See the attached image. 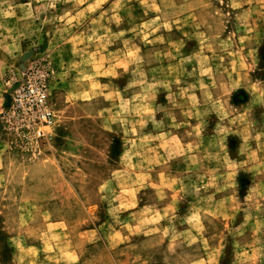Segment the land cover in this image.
I'll list each match as a JSON object with an SVG mask.
<instances>
[{
	"label": "rangeland",
	"instance_id": "rangeland-1",
	"mask_svg": "<svg viewBox=\"0 0 264 264\" xmlns=\"http://www.w3.org/2000/svg\"><path fill=\"white\" fill-rule=\"evenodd\" d=\"M90 1L0 0V264H264V0ZM34 65L41 139L10 107Z\"/></svg>",
	"mask_w": 264,
	"mask_h": 264
},
{
	"label": "built area",
	"instance_id": "built-area-1",
	"mask_svg": "<svg viewBox=\"0 0 264 264\" xmlns=\"http://www.w3.org/2000/svg\"><path fill=\"white\" fill-rule=\"evenodd\" d=\"M46 82L47 74L43 69L36 65L28 68L10 106L11 116L22 124L21 130L35 139L44 138V128L52 123L54 117L48 105Z\"/></svg>",
	"mask_w": 264,
	"mask_h": 264
},
{
	"label": "crops",
	"instance_id": "crops-1",
	"mask_svg": "<svg viewBox=\"0 0 264 264\" xmlns=\"http://www.w3.org/2000/svg\"><path fill=\"white\" fill-rule=\"evenodd\" d=\"M96 2H97V0H93V1H90L89 3H86L77 11V14L81 15L82 13H87V12L91 13L92 7L95 6ZM30 4H31V2L28 1V2H24L21 5L25 7V6H30ZM10 15L15 17V19L13 20L14 21L13 24H15L16 19H24L25 17H29V15L26 12H25V14H23V12H21V11L17 12L16 10L14 12H12ZM24 15H26V16L23 17ZM92 16L93 15H91V17ZM10 24H12V21H10ZM40 165L45 167V171L41 172L40 174H33V178L36 180H39V183H41V182L44 183L43 184L44 186H41V190H43V195H46V196L54 195V198H51V199H59L60 194H62V191L65 190V188H64L65 183L62 181V180H64V178H63L61 170L57 166L56 162L54 163V161L48 157L46 159H42V162ZM33 169H35V168L33 167ZM35 191H38L39 194L41 193L39 190H35ZM127 192H129V191H127ZM48 199H50V198H48ZM36 205H38V206H56V204L49 203V200H47V202H45V204L36 203ZM32 246H34V247H32ZM32 246H29L28 249L24 252L25 255H27L28 257L34 258V257H38L41 255L43 256L45 254V251H47L44 249L46 246V243L43 241H41L38 245H32ZM51 251L54 252V249ZM20 255H22V254H20ZM69 255L71 256V253H69ZM70 263L72 264V262H68V264H70Z\"/></svg>",
	"mask_w": 264,
	"mask_h": 264
},
{
	"label": "water",
	"instance_id": "water-1",
	"mask_svg": "<svg viewBox=\"0 0 264 264\" xmlns=\"http://www.w3.org/2000/svg\"><path fill=\"white\" fill-rule=\"evenodd\" d=\"M17 87V85L12 86V88L9 90V92H11L12 90H14ZM9 103H10V99L6 98V104L5 107H9Z\"/></svg>",
	"mask_w": 264,
	"mask_h": 264
}]
</instances>
